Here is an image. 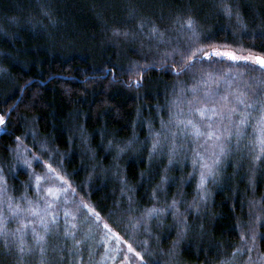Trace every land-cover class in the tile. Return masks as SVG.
<instances>
[{"label": "trees", "instance_id": "16d2710c", "mask_svg": "<svg viewBox=\"0 0 264 264\" xmlns=\"http://www.w3.org/2000/svg\"><path fill=\"white\" fill-rule=\"evenodd\" d=\"M224 3L232 16L222 11L221 0H0V115L6 120L0 125V169L10 194L35 199L33 173L44 176L51 164L75 197L144 255L142 264H221L241 245V232L246 238L254 232L253 256L264 255V158L247 151L222 158L199 212L185 213L191 227L182 238L170 214L135 228L130 222L173 198L186 202L184 210L196 197L199 173L192 175L191 153L172 164L166 154H149V122L159 130L169 103L192 83L172 71L180 67L178 57L164 59L186 39L174 21L191 15L200 36L210 38L200 45L209 52L264 56V0ZM153 25L163 41L150 35ZM212 59L218 63L203 65L197 75L215 71L264 80V70L251 61ZM141 78V86H129ZM115 145L125 149L118 156ZM79 227L78 239L84 235ZM48 242L49 264H60L61 255L62 264L98 259L100 248L89 254L88 242L75 256L68 252L71 241L58 240L55 232ZM65 243L64 251H52ZM244 260L238 256L234 264ZM0 264H39V255L21 260L0 243Z\"/></svg>", "mask_w": 264, "mask_h": 264}, {"label": "snow or ice", "instance_id": "6c2138e0", "mask_svg": "<svg viewBox=\"0 0 264 264\" xmlns=\"http://www.w3.org/2000/svg\"><path fill=\"white\" fill-rule=\"evenodd\" d=\"M222 11L232 16L233 11L229 4L221 0ZM239 19V17H238ZM178 35L185 37L181 44L177 41L170 50L164 54L168 57H178L174 61L179 64L177 69L172 68L176 75L187 76L192 83L182 86L176 97L169 103L167 119H162L159 130L149 122V139L151 141L150 155L166 154L169 164L184 153H191L193 173L198 171L199 181L196 185V197L187 208L181 210V205L186 203L182 199L173 198L163 207L146 208L139 217L133 218L131 226H143L147 219L161 218L165 215L173 217V226L177 229V237L182 238L191 227L187 213L199 212L201 203L206 200V187L210 180H214L218 167L224 156L233 150L247 151L254 159L264 158V80L237 78L231 73L223 75L215 71H200L198 68L207 64L209 67L214 61L212 57H227L235 62H253L259 64L264 70V56L243 55L235 51H221L212 49L211 52L201 47L202 38L196 29V21L191 16L179 17L174 21ZM143 29L144 24L139 25ZM119 34V29H116ZM152 37L163 41L164 33L156 25L149 29ZM128 35V33H124ZM245 66H249L247 63ZM138 68V66H137ZM129 72L132 71L130 68ZM142 78L132 80L129 86H141ZM184 84V82H181ZM4 115H0V125H5ZM17 147L22 146L20 137L16 138ZM112 146V142H109ZM117 156L125 149L115 145ZM39 159V157H37ZM23 163L31 167V162L24 159ZM49 173L44 176L33 173L37 197L31 199L26 195L14 197L10 194L7 180L0 169V243L9 251H15L23 260L25 256L38 254L39 264H49L48 237L55 232L58 240L71 241L72 247L68 249L70 255H78L81 247L86 245V237L80 235L79 218L87 213L88 219L100 222L101 218L96 209L85 203L82 199H68L71 184L64 176L56 172L51 164L47 165ZM51 174V175H49ZM54 176L60 183L51 182ZM50 186L45 187V184ZM159 191L157 186L153 197ZM43 195H40V194ZM131 200V197L129 198ZM62 212V215H61ZM15 221L16 227L10 228L9 224ZM100 227V223H97ZM102 228L111 232L107 223ZM112 239L116 244H126L127 250L134 253L143 262L144 255L137 251L126 239L119 234H113ZM241 245L234 248L231 255H226L221 264H234L238 256L245 257L244 264H264V255L253 256L257 249L256 234L253 232L246 238L241 232ZM175 246V245H174ZM105 247L107 245L105 244ZM67 248V244L53 246L52 251L59 253ZM123 255V250L116 249ZM64 257L59 256L62 264ZM130 264V262H129Z\"/></svg>", "mask_w": 264, "mask_h": 264}, {"label": "rangeland", "instance_id": "374dc122", "mask_svg": "<svg viewBox=\"0 0 264 264\" xmlns=\"http://www.w3.org/2000/svg\"><path fill=\"white\" fill-rule=\"evenodd\" d=\"M218 58H227V57H218ZM16 154L19 155V151ZM45 171H44L45 174L48 173ZM51 182L57 185L60 183L59 181L56 180L54 176L51 177ZM44 186L48 187L50 185L46 183ZM68 199L76 200L77 202L79 201V199L74 196L71 190H69L68 192ZM97 223H100L99 228L97 227ZM102 224L103 222L101 220L100 222H94L93 219H88L87 213H85V215L79 218V225H82V227H84L83 237H86L87 238L86 242H88V244L92 246L90 247L91 249L89 251V254L90 253L92 254L93 247L100 248V250L98 251L99 253L98 259L95 261L93 260L92 261L93 264H129V262L130 264H142L139 257H136L134 253L129 252L127 250L126 244L118 245L114 242V240L112 239L114 233L112 231L107 233V235H105L107 230H104L102 228ZM105 244L107 245V247H105ZM117 248L123 250V255L118 254L116 252Z\"/></svg>", "mask_w": 264, "mask_h": 264}]
</instances>
